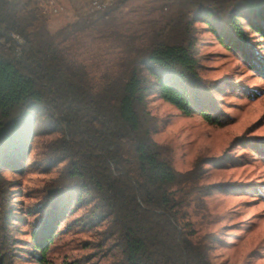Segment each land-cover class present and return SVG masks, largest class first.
<instances>
[{
    "label": "trees",
    "instance_id": "obj_1",
    "mask_svg": "<svg viewBox=\"0 0 264 264\" xmlns=\"http://www.w3.org/2000/svg\"><path fill=\"white\" fill-rule=\"evenodd\" d=\"M158 1L143 45L134 46L135 35L110 33L124 44L119 70L95 80L68 44L93 20L51 33L41 0H0V264H89L94 255L69 261L59 252L62 236L79 230L99 236L91 245L105 247L111 264H210L187 209L227 186H201L203 162L175 171L171 149L152 138L158 121L148 98L156 93L209 125L228 123L214 94L250 98L251 91L200 77L198 26L264 80V0ZM112 10L98 20L110 25ZM240 142L264 163V138ZM29 170L56 176L25 208L19 176Z\"/></svg>",
    "mask_w": 264,
    "mask_h": 264
},
{
    "label": "rangeland",
    "instance_id": "obj_2",
    "mask_svg": "<svg viewBox=\"0 0 264 264\" xmlns=\"http://www.w3.org/2000/svg\"><path fill=\"white\" fill-rule=\"evenodd\" d=\"M88 2L57 0L62 11L48 16V30L55 33L79 19L93 20L87 31L76 34L68 44H72L71 52L76 59L98 80L104 72L119 70L118 59L124 44L110 33L135 35L134 46L143 45L149 37V22L160 15L157 9L160 1L125 0L117 6L118 2L108 8L113 9L107 14L110 25L98 20L100 12L89 13ZM198 27L200 77L207 82L236 83L250 90L251 97L226 91L214 94L220 111L228 117V123L216 126L207 124L198 115L182 116L154 93L148 98V111L158 121L152 138L171 149L175 171L185 173L196 162H203L200 185L227 186L224 191L214 190L202 196L203 207L187 209L194 231L192 238L208 244L210 264H264V163L253 149L240 144V141L264 138V80L248 70L239 57L216 43L205 26ZM245 31L249 30L245 28ZM259 47L264 55V45ZM37 153L38 150L33 151L32 157ZM221 159L226 162L224 167L209 163ZM5 175L10 179L9 173ZM55 176L56 171L39 170L19 176L22 195L18 199L25 208L41 200L45 181ZM236 187L239 190L233 191ZM25 231L22 227L20 238L28 241ZM96 242L99 236L95 232L70 231L59 241V252L62 257L67 255L69 261L94 255L89 264H111L112 257L104 253L105 247L97 251L91 245ZM17 264L33 263L17 261Z\"/></svg>",
    "mask_w": 264,
    "mask_h": 264
},
{
    "label": "built area",
    "instance_id": "obj_3",
    "mask_svg": "<svg viewBox=\"0 0 264 264\" xmlns=\"http://www.w3.org/2000/svg\"><path fill=\"white\" fill-rule=\"evenodd\" d=\"M120 0H89V13H96L110 8L112 5L118 3ZM42 11L46 16L57 14L62 11V8L55 0H41Z\"/></svg>",
    "mask_w": 264,
    "mask_h": 264
}]
</instances>
